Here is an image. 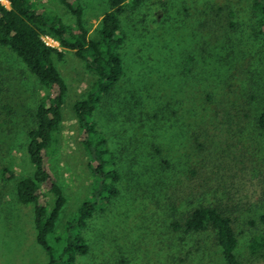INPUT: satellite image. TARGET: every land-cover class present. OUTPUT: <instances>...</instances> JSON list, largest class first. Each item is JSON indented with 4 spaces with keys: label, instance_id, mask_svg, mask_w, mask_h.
Listing matches in <instances>:
<instances>
[{
    "label": "rangeland",
    "instance_id": "obj_1",
    "mask_svg": "<svg viewBox=\"0 0 264 264\" xmlns=\"http://www.w3.org/2000/svg\"><path fill=\"white\" fill-rule=\"evenodd\" d=\"M32 1L74 25L58 0ZM77 1L89 38L97 39L108 0ZM253 1L142 0L119 16L124 75L92 115L114 154L118 192L81 230L88 251L75 264H226L211 231L182 226L200 205L229 217L239 261L263 264L264 255L248 250L264 231V130L256 124L264 108V30ZM62 51L55 59L66 83L62 121L45 156L66 198L57 232L91 191L73 104L95 80L74 51ZM47 93L0 45V264L48 260L36 242L33 204L20 203L14 187L34 171L26 132ZM39 193L51 208L48 186Z\"/></svg>",
    "mask_w": 264,
    "mask_h": 264
},
{
    "label": "trees",
    "instance_id": "obj_2",
    "mask_svg": "<svg viewBox=\"0 0 264 264\" xmlns=\"http://www.w3.org/2000/svg\"><path fill=\"white\" fill-rule=\"evenodd\" d=\"M58 1L74 17L73 26L63 22L58 15L39 9L32 0H6L7 5L0 1V45L13 52L49 91L36 105L32 114L33 126L26 132V153L34 171L30 176L15 180L16 198L22 204H33L35 238L48 256L45 264H75L76 256L88 251L81 230L92 215L118 192L119 174L114 167V154L108 149L104 136L97 132L92 115L100 98L108 94L124 75L119 49L125 37L119 16L128 6H140L142 0H108L109 8L101 16L97 39L89 38L83 8L77 0ZM253 8L260 14L258 22L264 30V1L254 0ZM45 38L57 45L47 43ZM63 49L74 51V55L95 75L85 97L73 104L92 187L89 197L67 219L63 230L57 232L56 222L66 198L47 169L45 156L54 147L62 121L66 83L55 66V59H62ZM256 124L264 130V108L257 116ZM41 185L48 186L55 196L51 208L40 204ZM260 218L264 220L263 216ZM174 225L181 226L177 222ZM182 226L191 233L211 231L226 264H245L233 253L237 239L232 223L217 207L196 206L188 211ZM248 250L251 254L264 255V231L250 239Z\"/></svg>",
    "mask_w": 264,
    "mask_h": 264
},
{
    "label": "built area",
    "instance_id": "obj_3",
    "mask_svg": "<svg viewBox=\"0 0 264 264\" xmlns=\"http://www.w3.org/2000/svg\"><path fill=\"white\" fill-rule=\"evenodd\" d=\"M0 1H1V3H3V4L6 2V0H0Z\"/></svg>",
    "mask_w": 264,
    "mask_h": 264
}]
</instances>
